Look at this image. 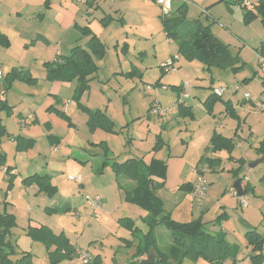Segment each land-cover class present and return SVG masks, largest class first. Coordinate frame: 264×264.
<instances>
[{
	"label": "rangeland",
	"instance_id": "374dc122",
	"mask_svg": "<svg viewBox=\"0 0 264 264\" xmlns=\"http://www.w3.org/2000/svg\"><path fill=\"white\" fill-rule=\"evenodd\" d=\"M110 1L106 0V6L104 2L99 4L104 10L107 8L109 10V6L115 7L114 2ZM250 2L251 5H255L257 0ZM6 3L10 8L20 7L26 10L25 12L32 11L35 14L37 10L41 14L46 10L44 0H12ZM27 4L30 9L26 8ZM230 4L219 3L208 9L210 19L199 13L187 18L189 20L200 18L201 23L210 24L213 36L227 45L229 53L238 56L243 63L242 68L236 73L218 68L207 71L198 59L187 58L175 45L172 53H168V43L165 42L160 24L152 22L150 31L154 30V37L142 33V38L135 49H132L134 39H131L127 55L122 54L120 45L116 49L113 44L107 43V59L99 68L96 78L91 81L88 91L84 92L77 103L73 100L75 81L66 82L59 87V95H52L51 90H54L59 82L51 83L46 80L44 66L41 63V60L48 58L51 52L40 40H36V35L27 43L24 62L21 61L24 46L18 39L19 36L12 33L10 45L7 48L0 47V64L4 76L6 70L10 71L15 67L21 69L31 79L30 83L15 80L7 85L5 80L0 78V100L6 101L10 107L8 112L0 111V120L9 135L1 141L4 162L0 165V196L2 198L8 193L7 201L12 205H8L9 211L13 213L16 223L11 230L10 238L14 253L9 256L12 262H16L22 253L30 252L37 264H51L46 246L31 239L25 232L30 218L40 225L50 227L52 233L66 237L77 250H86L88 246L98 248L100 262L103 264H113L114 257L120 258L119 254L123 249L120 238L129 237L127 229L119 223L120 216L131 217L138 228H144L142 222L144 211L137 205L125 201L124 194L120 192L118 184H115L117 180H114L108 166L101 170L102 149L94 144L105 142L110 156L118 161L123 156L141 158L150 151L155 143V136L160 133L166 148L159 151L155 158L165 160L169 157L168 154L184 157L187 165L183 177L186 182L195 180L191 172L193 173L195 164L203 154V148L206 147L213 131L235 138L236 147L230 153L234 158H243L247 164L260 159L257 147L264 139V113L253 110L244 95L256 99L264 93L262 84L264 66L260 65L258 56V50L264 45V21L257 17L252 22L245 23L241 5L237 2L234 4V1ZM5 8L6 5L0 6V15L4 13ZM100 16H103V13H100ZM32 27L36 32L37 27ZM116 29L115 36L123 32L118 25ZM152 43L157 46L159 60H165L164 63L170 59L169 54L171 56L178 54L176 71L160 70L161 61L154 62L152 57L156 52L151 51L152 57L148 56L149 60L140 66L141 76L129 80L114 74L120 70V64H124L127 56L132 58L130 56L132 53L134 56L138 55L140 50L149 48ZM11 65L13 67H10ZM157 81L158 85L155 86ZM185 82L189 84V97L181 96L178 103L175 89L171 90L170 87H178ZM162 86L168 87V90H163ZM218 88L224 89L223 95L212 99L211 107L204 106L205 98ZM61 100L68 102L64 116L62 115L64 105H61ZM155 100L162 109H171L165 117L159 118L148 112L150 103ZM243 100L248 103L244 105V110L236 105ZM183 102L191 106L192 120L189 117L181 119L175 116L177 105L184 106ZM229 102L237 107L236 111L232 110V114L226 115V106H230ZM85 109L105 113L114 123L115 133L103 129L91 132ZM28 115L30 117H27ZM22 117H27L26 125L20 128L19 121ZM146 121L150 130L148 137L138 128L139 125L144 126ZM17 135L31 138L32 147L17 151L16 144L11 139ZM49 136L57 138L58 143H51ZM228 155L223 151L219 154L220 166L205 172L204 178L209 189L208 196L206 194L205 215L200 216L196 201L192 202L186 197L178 200L177 196H172L173 193L167 190L168 187L158 195L165 202L166 212L170 211L171 204L168 202H172L173 199L179 201L175 210L182 209L183 212L177 215L174 211L175 219L202 220L205 222L203 224L205 232L223 234V237L238 247L239 255L245 257L248 251H245L243 244L244 232L256 228L264 239V195L262 196L264 190L263 186L258 184L264 172V162L254 169H243L250 184L258 186L253 194L247 195L248 207L242 209L237 206L238 199L233 195L236 178L232 177V170L237 167V163ZM7 168L10 169L9 175H12L11 181L6 173ZM32 174L51 176L57 188L55 195L50 197L40 192L36 184L24 185L22 180ZM69 176H79L81 181H71L68 179ZM9 184L11 186L8 190ZM95 194L101 198L95 211L96 217L92 215L93 211L85 200V196ZM219 205L227 209L225 217L227 221L222 226L216 224L217 216L220 214ZM161 233L169 234L160 226L156 229L157 240ZM262 247L264 251V241ZM77 257L64 259L59 264H81ZM182 264H188V261H183ZM240 264L251 262L242 260Z\"/></svg>",
	"mask_w": 264,
	"mask_h": 264
},
{
	"label": "trees",
	"instance_id": "16d2710c",
	"mask_svg": "<svg viewBox=\"0 0 264 264\" xmlns=\"http://www.w3.org/2000/svg\"><path fill=\"white\" fill-rule=\"evenodd\" d=\"M48 5L49 0H45V7L47 8ZM241 7L244 11L243 21L245 23H250L257 17L262 18L264 21V0H257L255 5H250L249 7ZM161 21L166 37L177 42L178 51L189 59H198L207 71L211 68H218L236 73L242 68L243 63L240 58L232 56L229 53L228 46L213 36L208 26H203L199 21L187 22L181 16L166 17ZM82 33L83 36L89 37L87 48L80 46L73 47L68 56L57 57L53 62L44 64L46 80L51 82H76L73 93V100L76 103L84 92L88 90L90 76L97 71L95 59H102L104 56V46L101 42L91 35L87 29H83ZM9 45V39L0 32V47L7 48ZM258 56L264 60V45L258 50ZM134 74L136 73L131 72L125 74V77L128 78ZM3 80H5L7 85H10L15 80L31 81L30 77L19 68L10 69L5 76L3 75ZM262 84L264 85V80ZM157 85L158 81L155 83V86ZM161 88L167 89L166 86H162ZM170 88L171 90L175 89L178 94L182 93V85ZM215 98L216 96L212 93L204 102V106L211 107L212 99L215 100ZM177 109L180 111V116H186L182 114L184 111H188V114L192 115L190 107L178 104ZM9 110L10 107L7 103L0 100V111L8 112ZM85 111L88 116L87 124L91 132L96 129H103L106 132L115 133L114 123L105 113L100 110L85 109ZM148 112H150V109ZM226 112L232 114V111H229L228 105L226 106ZM62 115L64 116L65 114L62 113ZM6 136L9 137L4 125L0 121V146L2 138ZM52 138V136L48 137L51 143ZM11 139L14 140L17 151L26 150L33 145L32 139H26L20 135ZM97 146L103 151L101 170L109 165L115 175L119 189H123L118 183L119 179L132 183L131 188L123 190L124 199L146 212V215L142 217V222L147 228L144 233L136 226L135 221L132 219L128 217L119 219L120 225L127 229L132 236L140 234V236L135 237L136 245L133 259L126 264H143L142 261L148 258L149 255H152L154 258L153 264H182L185 260L197 262L199 259L213 264H221L229 256L231 246L223 235L205 232L201 220L177 222L165 212L164 203L157 195L164 188L165 184L166 164L164 161L153 157L150 165L147 166L144 164L142 158L132 157L123 161L109 160L107 159L108 148L106 144L100 142ZM164 147L166 148L158 136L152 152L156 153ZM234 148L235 143L232 138H226L220 134L213 133L205 152L217 153L226 151L230 154ZM257 155L264 159V139L259 142ZM3 162L4 154H0V165ZM237 162L239 166L233 171V175L241 185L242 178L239 177V174L246 165L241 159ZM199 165L213 167L212 160L208 159L205 155L200 157L196 167ZM6 173L8 174L9 181H11L10 177L12 175H9V168L6 169ZM259 182L264 185V172ZM22 183L26 186L36 184L40 192L50 197L56 193V188L51 184V179L46 174H34L23 179ZM10 186L9 184L8 190ZM241 187L242 196H247L253 190L248 183H245ZM192 188L193 184L184 183L178 190L190 193ZM7 194L5 193L2 198L0 196V206L2 205V209L0 210V264H35L29 253H22V256L16 262H12L9 259V256L14 253L8 237L11 230L16 226V223L14 216L6 211ZM222 216H217V220ZM160 226L169 232L170 244L165 250L159 247L155 236V230ZM26 233L31 239L41 242L46 246L47 254L52 264L68 258L75 252V249L66 237L54 235L45 226L39 228L28 227ZM244 240L246 245L251 247V254L248 256L251 264H261L264 262L263 236L255 229H251L244 234ZM52 246L54 248L53 251H49ZM94 262L95 259L90 264ZM114 264L119 263L115 262Z\"/></svg>",
	"mask_w": 264,
	"mask_h": 264
},
{
	"label": "crops",
	"instance_id": "0c3cea01",
	"mask_svg": "<svg viewBox=\"0 0 264 264\" xmlns=\"http://www.w3.org/2000/svg\"><path fill=\"white\" fill-rule=\"evenodd\" d=\"M8 1H12V0H0V6L3 7L6 5V8L3 10L4 13L0 15V32L3 33L9 40H11L10 37H11L12 33L14 36L20 37L18 39H20V41L22 42V45L24 46L23 56L21 58L22 62L25 61V55L24 54L27 51V49H26L27 43L29 42V40H33L32 37L35 35H36V40H40L42 45L44 47H46V49L51 52V54L48 55V58H43V60H41L42 61L41 63L43 64V66L45 63L53 62L57 57L68 56L73 47L80 46L82 48H87L89 37L83 36V33H82L83 29H87L91 33V35L95 36L101 42V44L104 46V56L102 57V59H95L97 71H96V73H94L93 75L90 76L88 89H89V85H90L91 81L96 78V74L99 71V68L101 67L102 64H104V62H105L104 60L107 59V51H108L107 43L113 44L116 49L120 45L122 48L121 49L122 54L127 55L128 51H130L131 46L129 45V43H130L131 39H134V44H133L132 49H135L137 44L139 43V40H141V38H142V33H144L146 35L149 34L150 37H152V38L154 37V35H155L154 30L150 31V28H152V22L153 23L158 22L160 24V28H161L160 30L163 32L165 39H166L165 42L168 43V47H169L168 53H172V50H174L173 49L174 45L176 46V48L178 50L177 42L166 37V35L163 31V28H162V23H161L162 22L161 20L163 18L160 16L159 8L154 3L153 0H111L110 2H114L115 7L111 8L109 6V10L107 7H104V8H107V10L106 9L104 10L103 7L99 4L100 2H104V5L106 6V3H107L106 0H49V5L46 8V10H44L45 12L42 14L39 13V10H37V12L35 14V12H32V11L25 12L26 10L24 11L23 8H20V7L10 8L9 6H7V3H6ZM233 1L235 4V2H236L235 0H173L172 6H171V13L168 17L181 16L187 22L199 21L201 23L200 18H197L196 20L195 19L189 20L187 18V16L192 17V14L197 15L199 13L201 15H205L206 19H210L211 14L207 12L208 9L213 8L216 4H219V3L231 5L230 3ZM27 5L28 6H26V8L30 9L29 4H27ZM40 7H41V9H43V6H41V4H40ZM192 10H195L196 12H192ZM98 12H99V14H98ZM100 13L101 14L103 13V16H100ZM38 22H39V24H38ZM27 24L31 25V27ZM201 24L203 26H208L210 29V24L208 22H206V24H204V23H201ZM116 25H118L120 30L123 31L122 33L121 32L117 33V36H115L116 30H117ZM32 26L37 27L36 32H34V29ZM138 27H139V29H138ZM36 43H38V41H36ZM148 47L149 48L140 50V52L136 56H134V54L132 53V55H130V56H132V58L127 56L124 64L123 65L120 64V68H119L120 70L116 71L114 74L117 76H122L124 78H127V77H125V74L131 73L132 71L135 72L136 74L127 78L129 80H133L136 77L141 76V72L139 70L140 66L143 63H145L147 60H149L148 56L152 57L150 52L151 51L156 52V49H157V46L154 43H152V45H150ZM132 52H134V51H132ZM143 56H144V59H142ZM168 57L171 58L172 57L171 54H169ZM44 59H48V60H44ZM152 60L154 62H160L161 61L159 64L160 68L163 65L162 63L165 62V60H159L157 52L152 57ZM0 66H1L2 73L4 75L2 65L0 64ZM10 67H13V66L11 65ZM13 68H15V67H13ZM6 72H8V71L6 70ZM45 73H46V70L44 68V76H45ZM51 83H55V82H51ZM65 83L66 82H59V85H56L55 89L51 90L52 95H55V96L59 95V92H60L59 87L63 86ZM179 86H181V85H179ZM163 90H168V87H167V89H163ZM210 95H212V94H210ZM208 97L209 96H207L205 98V100L203 101V104ZM180 98H181V94H178V92H176V101L178 103L180 101ZM65 101L66 100H63V101L61 100L62 106L64 105ZM153 102H158V101H156V100L152 101L150 103V105ZM71 103H72V101H71ZM183 104H184V107H191L189 104H185L184 102H183ZM229 104H230L229 111H232V110L236 111L237 106L235 107L232 102H229ZM245 104H248V103H245V101L243 100L241 102H237L236 105H238V107H240L241 109L244 110ZM158 105H159V102H158ZM62 113L66 114L65 108L62 109ZM188 113H189L188 111H184V112H182V114H184L186 116H180V111H179V109L176 108L175 116H177L178 118H181V119H184V117L189 119V118H191L192 115H189ZM225 114L228 115L229 113L225 111ZM191 120H192V118H191ZM147 125L148 124L146 121L144 126L139 125L138 128L142 134H145V136L148 137L150 134V130L147 128ZM213 133H216V132L213 131L212 134ZM212 134H211V136H212ZM217 134H220V133H217ZM220 135H222V134H220ZM235 135H236V133L234 134V136ZM158 136L163 141L161 134L159 133L154 138L155 142H156V139ZM210 137L208 138V143H209ZM223 137H226V136H223ZM226 138H232L234 143H235V147H236L235 138H233V137H226ZM26 139H31V138H26ZM52 143H58V139L53 137ZM208 143L205 145L206 147L204 146L205 148H203V151H202L203 154L200 155V157H203L205 155L208 159L212 160L213 167H218V166H220V161H221V158H219V154H221L223 151L217 152V153L205 152V149L207 148ZM154 144L152 145L150 151L147 152V154L145 156L141 157L144 164L147 166L150 165L151 159L153 157L155 158V155H157L159 153V151L156 153L152 152V148H153ZM94 145L96 147H98L97 146L98 143L94 144ZM107 148H108V146H107ZM101 152L103 154V151H101ZM0 154H3V150H2L1 146H0ZM168 156L169 157L165 160L156 158L158 160L164 161L166 164L165 179H164L165 184H164V188L162 190H160L159 192H162L163 190H165L166 187H168L167 190L169 192L173 193L172 196H177L176 199L182 200V199H184V197H186L187 199L192 201V199L189 197L188 193H185V192L178 190V188L182 184H184V183L193 184L195 181V180H193V181H187L186 182V180H184L185 178L183 177V175H184L185 167L187 165L185 163L184 157H182V156H171L170 154H168ZM228 156L232 160H234V162L237 163V167L239 166L237 161L239 159H241L246 165L245 169L249 170L248 166H247L248 164L243 158L236 159L231 154H229ZM200 157H199V159H200ZM127 158H132V157L123 156L121 158V160H119V161H123ZM107 159L115 160L114 158H112L110 156V152H108V154H107ZM199 159H198V161H199ZM198 161L196 162L195 167L198 164ZM107 166L109 167V165H107ZM206 167H207V171L214 170L213 167L210 168L207 165H206ZM236 168H234L232 170V177L233 178H235L233 175V171ZM109 169L112 172L110 167H109ZM189 172H191V170H189ZM112 174L114 176V180L116 181V178H115V175L113 172H112ZM191 174L193 176H195L194 171H193V173L191 172ZM32 175H34V174H32ZM32 175H30V176H32ZM42 175H44V174H42ZM204 176H205V173H204ZM49 177L51 179V184L56 188V186L53 183V179L51 178V176H49ZM69 177H71V176H69ZM239 177L242 178L241 186H244L245 183H248L250 185V187L253 189L247 195L253 194L255 191V188H256V186H258V184H259V186L260 185L263 186V188L262 187L261 188L264 190V185L261 184L259 182V180H258V184L251 185L248 178H246L244 171H242L239 174ZM205 181L208 185V182L206 179H205ZM89 183L92 184V182H89ZM118 183L123 188V189H119L120 192H122V194H124L123 193L124 189H129L132 187V183H130L129 181L124 180V179H119ZM115 184H117V181ZM93 189L98 191V193H100L99 190H97L95 188H93ZM158 193H157V195H158ZM208 193H209V189L207 191V196H208ZM263 195H264V191L262 193V196ZM93 196H98V195L95 194ZM207 196L201 202L196 201V203H198V206L200 209V211H199L200 216H203L206 213L205 212V206L207 204L206 203ZM7 198H8V196H7ZM246 198H247V196H246ZM178 200L173 199L172 202L171 201L168 202V204H171V205H169L170 211L167 213L170 215L171 218H173L174 221L190 222V220L189 221H186V220L183 221V220H178V219L174 218L175 217L173 214L174 211L177 212V215L181 214L183 212L182 209L175 210L179 205ZM162 201L164 203V210H165V202L163 199H162ZM236 204H237V206H239L238 200H237ZM8 205H11V202L7 201V199H6V211L13 215V213L11 211H9ZM246 207H248V203L245 207H240V208L244 209ZM1 209H2V205L0 206V210ZM219 210H220L219 215H223V216L219 220H217L216 224H220V226H222L223 223H226V221H227L225 219V217L227 216V209L225 208V206L219 205ZM122 215H124V214H122ZM145 215H146V212L144 211L143 217ZM120 218H124V216H120L119 219ZM128 218L132 219L131 217H128ZM203 224H205V222H203ZM41 226H45V225H40L37 222H35L34 220H31V218H30V220L27 223V226L25 228V232H26L27 227L39 228ZM45 227H48V226H45ZM48 229L51 232H53V230L50 229V227H48ZM139 229L143 233L146 232V230H147L146 226H144V228H139ZM253 229H255L258 232V230L256 228H253ZM246 232H244L242 234L243 239H244V234ZM128 233H129L128 239L120 238L121 243L123 245L122 246L123 249H121L122 253L119 254L120 255L119 259H115V257L113 258L114 263L117 262L119 264H126V263L132 261V259H133V255L135 253V250H133V248L135 249V245H136L135 237L140 236V234L136 235V236H132L129 231H128ZM216 233H211V234H216ZM223 233L225 234V232H223ZM54 235H57V234H54ZM221 235H223V234H221ZM11 236H12V232L10 233V236L8 237V240L10 243L12 242L10 239ZM155 236H156V230H155ZM224 238L226 239V237H224ZM165 239H166V242H164ZM226 241L231 246V250H230L229 256L221 264H240V261H242V260L243 261H246V260L250 261L248 256L251 254V247L246 245L245 240L243 243L244 248H245L246 252L248 251L245 257H243L242 255H239L238 247L236 245L230 243L227 239H226ZM157 242H158L159 247L162 248V250H165L170 244L168 234L167 233L166 234H163V233L159 234V239L157 240ZM73 248L75 249V252L72 253L68 258H71L73 256L77 257L79 251H84V252H87L89 255H91L93 259H95V262L92 264H103L102 261L100 262V250H98V248H94L93 246H88V248L86 250H83V249L77 250L74 246H73ZM53 249L54 248L52 246L49 251H53ZM119 249L120 248H118V250ZM93 251H95V252H93ZM46 253H48L47 250H46ZM47 257H48L49 262L51 263V260H50L48 254H47ZM32 259H33V262L35 264H37L33 257H32ZM61 261L62 260H60L59 262H57L55 264H59ZM185 261H187V260H185ZM203 261L204 260H202V259H199L197 262L188 261V264H201V263L207 262V261H204V262ZM207 263H209V262H207ZM209 264H213V263H209Z\"/></svg>",
	"mask_w": 264,
	"mask_h": 264
},
{
	"label": "built area",
	"instance_id": "2783aa9c",
	"mask_svg": "<svg viewBox=\"0 0 264 264\" xmlns=\"http://www.w3.org/2000/svg\"><path fill=\"white\" fill-rule=\"evenodd\" d=\"M154 3L158 6L159 8V12H160V16L162 18H166L170 15L171 13V5L173 0H153ZM237 3H239L241 6L243 7H249L251 5L250 0H235ZM179 56L175 55L172 56L168 62L164 63L161 66V69H163L165 72H169V71H176V61L178 60ZM259 63L261 66H264V60L263 59H259ZM0 78H3V73L1 70V66H0ZM165 89V88H163ZM189 92H190V88H189V84L187 82H185L182 85V93L181 96L183 98H188L189 97ZM224 93V89L223 88H218L216 90H213V95H215L216 97H221ZM244 98L251 103L252 105V109L257 111V112H261L264 113V93H261L259 95V97H257L256 99H253L251 97H249L247 94L244 95ZM68 105V102L64 103V108L66 109ZM171 109H162L159 105L158 102H153L151 104L150 107V113L154 116H157L159 118L164 117L167 112H170ZM27 117H30V115H28ZM27 117H23L20 121H19V127L23 128L26 125V118ZM194 171V175H195V181L193 183V188L191 190L190 193H188L189 197L193 200V201H197V202H201L202 200L205 199L207 191H208V185L205 181L204 178V173L207 171L206 166L204 165H199L197 166L195 169H193ZM69 180L71 181H75V182H80L81 179L79 176L77 177H68ZM233 195L238 199L239 201V206L240 207H245L247 205V198L246 196H240L237 197L236 193L234 192ZM85 200L88 203V206L92 209L93 211V216L96 217L97 214L95 213V211L98 209L99 203L101 201V198L99 196H85ZM78 257L80 259V263L81 264H90L93 260L92 256L89 255L87 252L84 251H79L78 252Z\"/></svg>",
	"mask_w": 264,
	"mask_h": 264
},
{
	"label": "water",
	"instance_id": "95a60500",
	"mask_svg": "<svg viewBox=\"0 0 264 264\" xmlns=\"http://www.w3.org/2000/svg\"><path fill=\"white\" fill-rule=\"evenodd\" d=\"M263 162H264V159L260 158V159H258L256 161L248 164V169H254L255 167H257L259 164H261ZM234 192L236 193L237 197L242 196V187H241V185L239 184L238 181L235 182ZM153 262H154L153 256L152 257L149 256L147 259L142 261L143 264H153Z\"/></svg>",
	"mask_w": 264,
	"mask_h": 264
}]
</instances>
